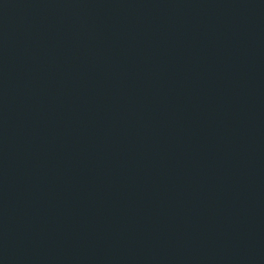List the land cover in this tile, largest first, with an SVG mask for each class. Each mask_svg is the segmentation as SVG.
I'll list each match as a JSON object with an SVG mask.
<instances>
[{
    "label": "water",
    "instance_id": "1",
    "mask_svg": "<svg viewBox=\"0 0 264 264\" xmlns=\"http://www.w3.org/2000/svg\"><path fill=\"white\" fill-rule=\"evenodd\" d=\"M0 264H264V0H0Z\"/></svg>",
    "mask_w": 264,
    "mask_h": 264
}]
</instances>
